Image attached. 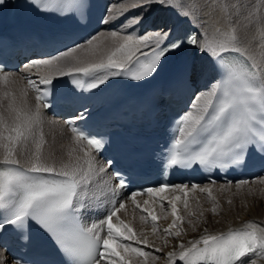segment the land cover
Returning a JSON list of instances; mask_svg holds the SVG:
<instances>
[{
    "label": "snow or ice",
    "instance_id": "obj_1",
    "mask_svg": "<svg viewBox=\"0 0 264 264\" xmlns=\"http://www.w3.org/2000/svg\"><path fill=\"white\" fill-rule=\"evenodd\" d=\"M6 0H0L3 5ZM173 7L171 0H160ZM136 5H133L135 7ZM184 5H179L183 7ZM264 6V0H261ZM261 6L249 10L254 5H247L236 0L235 3L225 4L221 10H227L229 16L227 30L220 34V38H205L199 43L200 50L220 58L226 69L224 79L211 87L202 97L193 104L194 111L187 113L180 121V137L175 140L173 152L169 158L168 166L191 167L199 164L205 168H226L230 164L242 162V158L255 147L264 155V15H260ZM46 10L67 12L75 7L73 0H44ZM212 7V5H208ZM233 14L236 19L233 20ZM138 22V21H137ZM256 28V35L252 37L257 41V53L250 54L248 48L240 46L238 29L251 31ZM219 31V30H217ZM110 38L116 46L104 52L98 60H88L85 57L74 56L76 49H70L50 59L35 61V65L46 66L58 76H71L74 73L90 77L100 70H112L113 76L126 75L134 62L136 53L141 46H148L155 42L152 57L140 63L139 69L131 75L133 80H143L151 76L166 52L177 49L180 42L165 44L169 37L167 33L155 32L134 39L130 35H120L111 32ZM93 39L87 41L90 50L96 54L99 45H93ZM189 42L197 44L194 37ZM225 52L238 53L243 59L228 61L221 54ZM147 56V53H144ZM71 61V66L61 64V61ZM139 63V61H135ZM31 67V66H29ZM42 84L51 85L52 78H41ZM105 78L98 82L87 84V88H96L103 84ZM16 83L11 74L0 73V154L4 165L9 167L0 182V210L5 213L0 228L7 225L22 227L29 221H35L40 227L50 233L69 258V264H132V257L145 258L141 264H148L147 258L159 259L139 247L124 244V240L135 241L136 244L148 245L149 241L143 232L137 234L129 223L120 220L117 213L125 209V203L115 205L99 223L85 227L79 222V213L83 207L80 200L81 185L88 178V173L79 166L62 164L59 168L54 163H47L42 158V148L45 143L43 134L36 139V128L40 122V107L49 105L44 100L47 93H41L35 82L27 80V88L19 89V97L12 91L3 90L4 86ZM84 87L79 80L74 81ZM32 90L35 96L36 108L31 109L27 102V92ZM7 101L5 106L4 101ZM82 118V117H81ZM72 123V122H69ZM74 141H85L89 148L99 151L101 144L94 139L87 138L82 131L71 127ZM34 146L30 150L29 144ZM30 152L28 168L19 171L20 160L18 155ZM71 155V151L69 152ZM85 156L89 154L84 153ZM91 169V160L88 161ZM103 170V169H101ZM47 174V176L43 175ZM264 183V180L260 181ZM215 184V181L212 182ZM249 182L241 180L235 184L237 190ZM124 183L121 181L120 187ZM232 185L222 184L219 190L224 192ZM150 196H159L161 200L160 215L153 209L144 208L137 203L136 197L142 195L133 192L129 199L141 213V221L151 219L152 233L158 231L156 221L167 219L170 214L172 222L165 228L163 239L167 246L168 237L182 235L180 225L185 217L179 214L177 201H181L188 217L196 213L190 210L189 193H206L212 201L211 212L217 215L218 204L213 197V189L209 185L196 183L175 185L171 188L162 185L159 188H147ZM183 193L171 198L160 195L165 192ZM167 200V205L163 201ZM148 200L144 201L147 205ZM197 203H199L197 201ZM231 205V199L226 200ZM170 208V213L168 209ZM200 216L204 213L201 211ZM116 221L113 222V218ZM179 222V223H178ZM199 221H197L198 223ZM190 227L193 221L188 220ZM193 231L195 228L193 227ZM106 233V234H105ZM139 237H142L139 238ZM179 251L167 253V264H175L178 259L183 264H251L255 258H264V226L252 221L245 223L242 229H229L225 233H205L198 239L188 241V246L178 244ZM156 252L162 251L155 248ZM0 264L7 261L0 257Z\"/></svg>",
    "mask_w": 264,
    "mask_h": 264
},
{
    "label": "bare ground",
    "instance_id": "obj_2",
    "mask_svg": "<svg viewBox=\"0 0 264 264\" xmlns=\"http://www.w3.org/2000/svg\"><path fill=\"white\" fill-rule=\"evenodd\" d=\"M177 2H178L177 8L175 11L170 12L172 14H169V18L164 20L163 19L159 20V22L155 27H149L150 31L146 33V35L155 32H164L167 33L169 37L170 34L175 29V27H177L182 21L184 20L191 21L197 32V44L194 52L195 54L194 63L197 66H199L200 64H198V62L201 63L200 59L201 58L205 59V62L201 63V67L199 71L203 76L207 75L205 81L209 79V82H213V85H215L216 83H218L219 80V73L215 68V60L217 57L210 55L208 52L201 51L199 47V43L202 42L206 37L220 38V34L227 30L229 16L226 14L227 10H221V7L225 4L231 5L235 3L236 0H226L224 2H222V0H178ZM243 3L247 5H254L252 9H249L252 11L255 10V6H261V0H244ZM107 5H108L107 6L108 9L102 29L97 35L91 38V39L95 38L93 40V45H99V49L97 50L96 54H93L92 51L90 50V46L87 43H85L75 48L76 52L73 53L74 56L85 57L88 60H98L104 52L116 46V42H113L110 38L109 34L111 32L107 31L109 26L115 27L114 25L116 23L115 21L112 22L108 19V11L109 9L111 10L108 0H107ZM179 5H184V6L181 8L179 7ZM208 5H212V7H208ZM112 8L117 9V7L115 6ZM166 9L168 10V8ZM259 14L264 15V6H261ZM232 19H236L235 14H233ZM239 30H240V35L238 34V37H240L239 38L240 46L243 48H248L250 54L257 53V41H254L252 39V37L257 34L256 28L253 27L251 31H244L243 29H239ZM117 31L118 30L112 32H117ZM82 47L84 49L80 50L82 49ZM154 47H155L154 41L151 42L148 46H141L140 51H138L136 53V56L134 57V61L139 56L152 50ZM38 60H43V59H36L34 61L28 62L20 73H8L11 74L12 79L16 81V83H10L4 86L3 90L12 91L14 94L17 95V97H19L20 95L19 89L27 88V83H25L21 79L22 74H26L29 78H32L31 80L35 82L36 87L39 84H42L40 82L42 77L44 78L51 77L52 81L61 77L56 75L54 72L50 71L46 66L35 65L34 62ZM111 71H115V69L100 70L94 73V75H96V78L94 80L95 82H98L100 78H105V82L103 84H98V86L103 88L113 81L115 76L109 74ZM212 86L207 85L206 88H204V90L199 91L197 94L194 95L191 104L192 106L189 112L194 111L193 104L197 102L198 98H202L211 89ZM35 96H36V92L29 89L27 92V102H28V106L33 110H35L36 108ZM4 104L5 106L7 105L6 100L4 101ZM39 111H40V122L36 128V139H39L41 133L43 134V139L45 141L42 148L43 160L47 163H54L57 168H59L62 164L65 163L72 166H79L83 171L88 173V178L86 179L87 182L84 181L81 185V189H80L81 198H85L84 196L86 195H89V197L94 195V198H99L100 196H102L104 191H108V186L107 185L105 186L107 180V173L104 164L101 162L99 158H97V156L92 152V150L84 141L73 140V133L71 132L70 128L66 126L61 120L57 118H50L47 114H45L42 106L40 107ZM29 148L30 150H34V146L31 143L29 144ZM70 151H71V155H69ZM85 152H87L89 155L85 156L84 155ZM29 156H30V152H26L22 155H18V159L20 160L19 166L27 169L29 166L28 164ZM2 159H3L2 154H0V161H2ZM89 160H91V165H92L91 169H89V163H88ZM102 179H104L105 182H103ZM261 180H264V177L249 182H254L253 184H255L260 182ZM222 184L224 183H215V184L204 183L202 184V186L209 185L213 188H219V186ZM251 184L252 183L246 185H251ZM231 185H232L231 188L235 187V184H231ZM170 193L173 192L169 191V192L161 193L160 195L167 196ZM158 199H160L159 196H150L148 193L136 197V200H142V201L148 200L149 203L157 202ZM131 202L132 201L130 199L128 201L123 202L125 203L126 208L120 211L122 212V215H126L127 212H129L132 206ZM120 212H118L119 215L117 213L118 216H120ZM138 213L140 212H137V215ZM115 221H116V217L113 218V222ZM249 221H252L260 226H264V206L248 208L246 211L243 212V215L239 216L237 219H235V221L221 228H217V230L216 231L214 230L212 233L208 232V234L225 233L229 229H233V230L242 229L243 225ZM169 223H171V220L169 221ZM204 233L205 232L199 233L198 231L197 235L182 234L179 237H168L167 246H165V240L163 239L164 235L162 236L160 235L159 240L154 242L155 244L149 243L147 245V249L152 250L151 254L153 256L159 257V259L152 260L151 257H149L147 258L148 264H167L166 257L168 252L179 251V249L177 248L178 244L183 243L185 246H188V241L198 239ZM155 248H161L162 251L156 252ZM0 257L6 260L7 264H10L4 251L1 249H0ZM131 259H132V264H141V262L145 258L133 256ZM101 264H104V262L102 261ZM175 264H183V262L177 259L175 261ZM251 264H264V258H259V257L255 258L254 261L251 262Z\"/></svg>",
    "mask_w": 264,
    "mask_h": 264
},
{
    "label": "rangeland",
    "instance_id": "obj_3",
    "mask_svg": "<svg viewBox=\"0 0 264 264\" xmlns=\"http://www.w3.org/2000/svg\"><path fill=\"white\" fill-rule=\"evenodd\" d=\"M158 1L159 0H111L110 2L109 0V2L111 3L109 4L111 10L109 9L108 11V19L112 22L115 21L116 23L114 25L115 27H112V29L111 27H108L107 31L112 32L118 30L117 31L118 34L130 35L135 39L143 37L144 35H146V33L150 31L149 27H155L159 22V20L162 19L164 20L169 18V14H172L170 12L175 11L177 8L178 0H171L172 4L174 3L173 7H170L168 3H162ZM224 1L226 0H222V2ZM241 2L243 3L244 0H241ZM133 5L136 6L133 7ZM111 6L112 7L115 6L117 7V9H113ZM169 7L172 9H170ZM166 8H168V10ZM117 14L118 16L119 15L120 16L118 17ZM238 34L240 35L239 29H238ZM83 49L84 48L82 47V49L80 50ZM200 61L201 63H204L205 59L201 58ZM61 64L67 67V66H71L72 62L71 61L66 62L62 60ZM205 77L207 78V75H204V78ZM85 182H87V180H85ZM212 189H213V197L215 198V201L218 204L217 215L212 214L211 212L212 201L209 200L208 195L206 193H200L198 191L196 193H189L188 199L190 204V210L196 213V215L192 217L187 216V213L183 208L182 202L177 201L179 214L185 217L184 223L180 225L182 234L197 235L198 231L199 233L205 232V229L207 230V232L212 233L214 230L216 231L217 228H221L235 221V219H237L239 216H242L243 212L246 211L248 208L264 206V183L261 182L255 184L252 183L251 185L241 186L240 190H237L235 187L226 189L224 192H221L219 188L212 187ZM174 195H179L183 199V193L182 194L170 193L169 195H167V197L171 198ZM228 199H231L233 201L231 205L226 203V200ZM136 201L142 207L153 209L158 216L160 215V211H161L160 199H158L157 202H151L148 203L147 205H145L144 201L142 200H136ZM197 201L199 203H197ZM163 203L167 205V200L166 202L163 201ZM131 205L132 206L129 212H127L126 215H122V212L119 211L120 216H118L119 215L118 213L117 215L118 218L124 221L125 223H129L137 234L143 232L145 236H147L149 243L155 244L154 242L159 240L160 235L161 236L164 235L163 230L168 227V225L170 224L169 221L171 220L172 222L171 215L169 214L167 219L160 218L156 221L158 231L156 234H153L151 230L153 222L151 221V219L148 218L147 222L141 221L140 219L141 215L147 216V212L143 214L140 212L139 209L135 208L132 202ZM168 211L170 213V208L168 209ZM201 211L204 213L203 216L199 215ZM137 212L140 213H138L137 215ZM188 220L193 221V227L195 228V231H193V227L189 226ZM197 221L199 222L197 223ZM139 238L142 239V237ZM122 243L132 245L133 247H140L141 249L152 253V250L147 249V246L145 245L143 246V244H136L135 241L132 242V240H127V241L124 240L122 241Z\"/></svg>",
    "mask_w": 264,
    "mask_h": 264
}]
</instances>
